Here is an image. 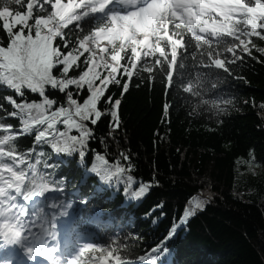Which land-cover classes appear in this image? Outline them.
<instances>
[{
	"label": "trees",
	"instance_id": "16d2710c",
	"mask_svg": "<svg viewBox=\"0 0 264 264\" xmlns=\"http://www.w3.org/2000/svg\"><path fill=\"white\" fill-rule=\"evenodd\" d=\"M107 1L0 0V170L53 189L35 207L69 205L111 264H264V184L236 185L264 166V0H233L215 41L171 19L182 44L121 48L116 81L83 43Z\"/></svg>",
	"mask_w": 264,
	"mask_h": 264
},
{
	"label": "rangeland",
	"instance_id": "374dc122",
	"mask_svg": "<svg viewBox=\"0 0 264 264\" xmlns=\"http://www.w3.org/2000/svg\"><path fill=\"white\" fill-rule=\"evenodd\" d=\"M200 0H197V2ZM160 11H162L160 9ZM163 12V11H162ZM10 13V11H8ZM264 16V11L262 12ZM117 27L111 30H107L102 34L98 33L84 40L85 44L89 45L92 52L95 55V59H100L99 62L102 64H111L114 69H106L105 72L108 73V79L112 81H116L117 70L122 67L119 61H116L113 56L116 49V44L113 40H117L120 42L121 46H131V45H139L140 43H145V46H148L154 42L157 43V38L162 34V28L164 26V19L161 16V13L153 14L151 16H147L146 14H141L142 22L144 23L143 33L138 32V28L133 25L132 22H123L119 17H114ZM61 25L59 23L50 24L44 36L41 37L42 42L44 41V37L53 38L61 31ZM113 30H117V35L109 38L104 42L101 35L108 34ZM117 39H116V38ZM99 38L100 40H98ZM113 41V42H111ZM109 44H108V43ZM111 42V43H110ZM107 43V45H105ZM247 47H252V42L247 44ZM236 169V185L239 186L242 180H246L247 178H257L260 182L264 184V166L256 163L252 157L250 158H242L237 163ZM110 252L108 250L99 251L98 254L94 255L92 258L91 264H109L107 260V255Z\"/></svg>",
	"mask_w": 264,
	"mask_h": 264
},
{
	"label": "bare ground",
	"instance_id": "6f19581e",
	"mask_svg": "<svg viewBox=\"0 0 264 264\" xmlns=\"http://www.w3.org/2000/svg\"><path fill=\"white\" fill-rule=\"evenodd\" d=\"M105 32V31H104ZM102 34V33H101ZM115 35H117V30H113V31H111V32H108V34H105V35H101L102 36V40L103 41H101L99 38H97L98 40H100V42H104V41H106V40H108L109 38H111V37H113V36H115ZM116 38V37H115ZM108 43V42H107Z\"/></svg>",
	"mask_w": 264,
	"mask_h": 264
}]
</instances>
